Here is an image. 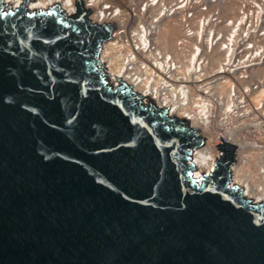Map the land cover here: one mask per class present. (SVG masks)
Segmentation results:
<instances>
[{"label": "water", "instance_id": "obj_1", "mask_svg": "<svg viewBox=\"0 0 264 264\" xmlns=\"http://www.w3.org/2000/svg\"><path fill=\"white\" fill-rule=\"evenodd\" d=\"M0 1V264H264V202L194 177L196 128L98 61L111 24Z\"/></svg>", "mask_w": 264, "mask_h": 264}, {"label": "built area", "instance_id": "obj_2", "mask_svg": "<svg viewBox=\"0 0 264 264\" xmlns=\"http://www.w3.org/2000/svg\"><path fill=\"white\" fill-rule=\"evenodd\" d=\"M82 4L85 8L84 0ZM70 5L68 6L72 9ZM106 6L104 8L105 5H102L103 10H112L117 18L101 15L97 17L92 10H88L87 18L93 22L96 20L98 23L111 24L110 38H115L116 33L125 37L126 45L119 46V49L124 52L131 48L129 52H134V62L129 61L131 66L127 69L131 74L134 73V77L137 74L141 76L136 71L138 64L141 63V69L148 65L156 68L154 62L169 52L168 58H165L167 61L170 58L177 61L179 58L183 63H188V57L191 59L192 54L196 59L201 57L195 49L192 53L189 48L173 52L168 47L154 51L155 59L148 60L146 57L153 48L152 37L157 34L152 25L175 24L177 21L183 27L177 45L196 36L197 42H206L208 56L203 55L204 61L200 59L195 67L190 62L184 76L173 80L167 72H161L168 87L170 83L178 84L185 87V92L190 96L181 103L184 112L180 111L181 116L177 117L196 128V133L202 139L197 148L215 154L213 162L224 152L223 141L237 147L229 184L241 169L244 171L248 167L254 171L255 165L259 164V172L263 174L261 179H258L257 174L256 179L252 173L244 172L243 184L255 180V183L261 182L264 186V0H134V9H131L130 16H127L124 7L119 3L113 9L109 4ZM61 9L69 15L76 13L75 6L71 13ZM121 16L129 18V24L134 21V41L132 27L127 28L128 22L124 24ZM142 25L150 27L146 34ZM129 41L132 43L127 45ZM219 44L220 50L215 49ZM104 65L106 71L107 65ZM142 76L146 77L145 74ZM145 77H142L143 80ZM148 81L143 89L151 93L147 92L145 96L158 105L163 95L158 94L161 89L155 87L151 79ZM131 83L135 86L138 82ZM192 100L196 103L193 104ZM193 119L197 120L196 124H192ZM226 125L229 126L228 129ZM253 158H257V162Z\"/></svg>", "mask_w": 264, "mask_h": 264}, {"label": "bare ground", "instance_id": "obj_3", "mask_svg": "<svg viewBox=\"0 0 264 264\" xmlns=\"http://www.w3.org/2000/svg\"><path fill=\"white\" fill-rule=\"evenodd\" d=\"M0 1L4 6L10 7L13 9L20 7L21 4L24 2V0H0ZM75 1L76 0H33V2L29 5V10L31 11L47 10L51 7H54V6L58 7L61 5L62 6L61 8H64L65 10L71 13L72 12L71 10L74 8V6L76 7ZM84 2H85L84 4L85 8H87V10H92L93 12H95V15H97V17L99 15L103 17L107 16V18H110L111 16H115V14L112 13V10H109V12H107L106 10H103L102 5H105L104 8H107L106 5L109 4V7L113 9L119 3L121 4V6L124 7L123 10L125 13L127 12V16H130L129 13L131 12V9H134V0H84ZM69 4H71L70 6H72V9L71 7L68 6ZM86 5L88 6L86 7ZM93 16L94 15H92V17ZM120 18L124 19L123 20L124 24L125 22L129 21V18H127L126 16L125 18L122 16ZM87 20L92 23H98L96 20L95 22H93L89 18H87ZM132 22L133 24H129V22L128 24L127 23L126 24H127V28L132 27L133 33H131V35H133V41H134V21ZM152 28L154 29L155 32H157V34L152 37L153 48L149 50V53L146 57L148 58V60L155 59V56L153 55L154 51L156 50L161 51L162 49L164 48L166 49L168 47H170L169 50L170 51L173 50V52H176L178 49L180 51H184L185 49L189 48V50L192 53V50L195 49L196 51L200 53L201 57H198L196 59L195 55L192 54L191 59H190V56L188 57V63H183L182 60H179V58H177L178 59L177 61H175L173 58H170L169 61H167L165 58L166 57L168 58L170 52L168 55H165L166 53H164L165 56H161L160 60H157L154 62V64L157 66L156 68H154L151 65H148L147 67L144 66V68L141 69V63L138 64L136 71L140 73L141 76L137 74L134 77V73L131 74L129 71H127L128 66H131L129 65V61L134 62V52H132V54L129 52L131 48H127V50L124 52H122L119 49V46L126 45V42H125L126 40L124 36L118 35L116 33L115 38L113 39L108 38L107 40H104L101 42L102 43L101 51H100L98 61L103 66V68L105 67L104 64L106 63L107 69L105 68L106 71H104V74L106 75L107 81L113 86L117 87L120 85L121 81H125L134 90H136L137 92L143 95H146L147 92L151 93V91L143 89V87L147 86L149 82L148 79H151L155 87L157 86L158 89H161L160 91H158V94L159 95L163 94L162 97L158 101V105H157V102H154V101L153 102L157 106L163 107V108H165L167 105L166 108H167L169 115H172L175 117H177V115L181 116L180 113L184 112L183 110L184 108L182 107V104L185 102L187 98H190V96L185 92L184 90L185 87H180L178 84L170 83L169 85L170 87H168V85L165 84L166 78L165 76L162 75L161 72H167L168 76L172 78L173 80L178 78L179 76H184L183 74L185 73V71H188L189 69L190 62L194 63V67H195V64L200 59L204 61L203 55L208 56L206 52L207 44L206 42H203V40H201L200 42H197L198 37L196 36L195 38L191 40H187V42L181 45H177L178 41L181 39V36H182L181 32H183V27L177 21L175 24L169 23L168 25L166 24L152 25ZM142 29L144 33L146 34L147 30L150 29V27L146 25H142ZM135 33L138 35L137 32ZM129 43H132V41H129L127 45ZM210 44H211V41H210ZM220 46L221 44L215 46V49L220 50ZM210 51L212 52L213 50L210 49ZM172 69L173 71H171ZM143 74H145L146 77L142 76ZM142 77L143 78L145 77V79L143 80ZM131 82L133 83L138 82V83L137 85L134 86ZM192 103L194 104L196 102L192 100ZM193 109H197V108L193 107ZM220 116L222 117V115ZM196 123H197V120L193 119L192 124H196ZM225 127L228 129L229 126L226 125ZM215 156H216L215 154L211 152H206V151L204 152L200 148H196L192 152L191 162L195 165V169H194L195 178H199V176H201L202 174H205V173L208 174L209 172L213 171L214 169L213 161L216 158ZM253 159L254 161L257 162V158H253ZM255 167L256 168L254 169V171L248 167H245L244 171L241 169L240 172H238L233 177V180H232L233 182H231L229 185L235 184L239 189L242 190V194L244 195V197L251 199L253 202H264V186L261 184V182L260 184L258 182L255 183V180H253L251 181V183L246 182V185L243 184L242 175L244 174V172H247L249 174L252 173L254 176L253 178H256L255 174H257L258 179H261V176H263V174H260L259 172V169L261 168V166L259 164H256Z\"/></svg>", "mask_w": 264, "mask_h": 264}]
</instances>
